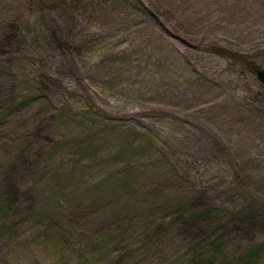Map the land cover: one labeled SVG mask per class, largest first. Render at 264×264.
<instances>
[{
	"label": "rangeland",
	"instance_id": "1",
	"mask_svg": "<svg viewBox=\"0 0 264 264\" xmlns=\"http://www.w3.org/2000/svg\"><path fill=\"white\" fill-rule=\"evenodd\" d=\"M264 0H0V264H264Z\"/></svg>",
	"mask_w": 264,
	"mask_h": 264
},
{
	"label": "water",
	"instance_id": "2",
	"mask_svg": "<svg viewBox=\"0 0 264 264\" xmlns=\"http://www.w3.org/2000/svg\"><path fill=\"white\" fill-rule=\"evenodd\" d=\"M258 74H259V77H260L261 79H264V71H263V70H259V71H258Z\"/></svg>",
	"mask_w": 264,
	"mask_h": 264
}]
</instances>
